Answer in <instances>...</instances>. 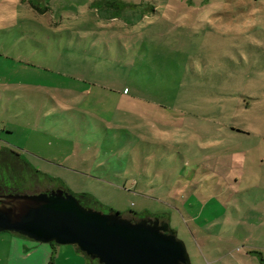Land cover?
Masks as SVG:
<instances>
[{
	"label": "rangeland",
	"instance_id": "rangeland-1",
	"mask_svg": "<svg viewBox=\"0 0 264 264\" xmlns=\"http://www.w3.org/2000/svg\"><path fill=\"white\" fill-rule=\"evenodd\" d=\"M5 147L95 210L165 217L192 264H263L264 0H0Z\"/></svg>",
	"mask_w": 264,
	"mask_h": 264
},
{
	"label": "water",
	"instance_id": "water-1",
	"mask_svg": "<svg viewBox=\"0 0 264 264\" xmlns=\"http://www.w3.org/2000/svg\"><path fill=\"white\" fill-rule=\"evenodd\" d=\"M40 244L75 246L100 264H192L167 222L130 220L84 207L62 188L0 195V233Z\"/></svg>",
	"mask_w": 264,
	"mask_h": 264
},
{
	"label": "trees",
	"instance_id": "trees-1",
	"mask_svg": "<svg viewBox=\"0 0 264 264\" xmlns=\"http://www.w3.org/2000/svg\"><path fill=\"white\" fill-rule=\"evenodd\" d=\"M42 178L48 180L49 177L46 174L40 172L39 170L34 169L16 151L7 147L0 149V195L16 194L17 192H11L8 189L9 188L17 189L19 186L28 185L29 183L39 182L40 179ZM62 189L67 193L72 194L64 187ZM72 195H74L78 199V201L86 208L97 209L103 207V205L90 194L83 193V194H72ZM110 213H115V212L113 210H110ZM17 236L27 239L20 235ZM53 244L54 243H52L51 245ZM93 261L96 262L95 264H100L98 260H93ZM50 264H54V263L51 262Z\"/></svg>",
	"mask_w": 264,
	"mask_h": 264
},
{
	"label": "crops",
	"instance_id": "crops-1",
	"mask_svg": "<svg viewBox=\"0 0 264 264\" xmlns=\"http://www.w3.org/2000/svg\"><path fill=\"white\" fill-rule=\"evenodd\" d=\"M40 139H39L40 144L38 143L39 149L42 148ZM17 153L21 155L22 158L25 159L34 169L38 170V168L35 167L29 160H27L22 153H19V152ZM46 175L49 177L48 180L50 182L59 184V187L57 189L63 188V182L60 181L61 179L52 178L48 174ZM80 194H83V193H80ZM93 197L98 202H100L95 196ZM140 215L141 214L130 212L129 215L126 216L125 218L130 219V220L135 219V221L142 220V219H150V218L160 219L161 221L167 222L169 224V220H167L165 217H156V216L148 217L145 215L144 216H140ZM8 234L10 235L0 234V251L2 252V257L0 259V262L2 264H47V261L49 260V253H50V249L47 245L36 243L31 240L29 241L28 239L21 238L12 233H8ZM3 236H9V237H3Z\"/></svg>",
	"mask_w": 264,
	"mask_h": 264
}]
</instances>
